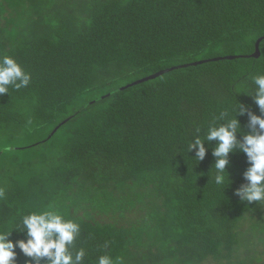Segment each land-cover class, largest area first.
<instances>
[{"label": "trees", "instance_id": "1", "mask_svg": "<svg viewBox=\"0 0 264 264\" xmlns=\"http://www.w3.org/2000/svg\"><path fill=\"white\" fill-rule=\"evenodd\" d=\"M2 55L31 82L0 96V231L51 209L80 223L85 264H264V205L235 194L246 155L223 189L211 149L187 150L236 100L264 115L243 93L264 0H0Z\"/></svg>", "mask_w": 264, "mask_h": 264}, {"label": "clouds", "instance_id": "2", "mask_svg": "<svg viewBox=\"0 0 264 264\" xmlns=\"http://www.w3.org/2000/svg\"><path fill=\"white\" fill-rule=\"evenodd\" d=\"M251 80L254 91L243 93L251 96L264 114V72L253 76ZM30 82L31 74L16 59L9 55L0 56V96L8 95L10 88L19 90L28 87ZM245 114L249 118L248 132L243 130L237 118ZM195 131L196 135L187 145L188 153L194 151L192 159L198 163L205 159L211 149L215 162L209 172L213 173L215 185L225 189L231 183L227 171L229 156L239 151L246 155L249 166L243 172L246 183L237 188L235 194L248 204L256 202L264 205V115L252 113L236 100L230 110L221 112L206 129L197 127ZM238 134L241 138H238ZM13 229L24 233L25 239H19L15 243L10 240ZM80 231V223L65 218L57 210L32 211L22 216L11 230L0 231V264H14L17 247L29 258L27 264H41V261L44 264H85V249L73 252ZM96 264H119V260L103 254L98 257Z\"/></svg>", "mask_w": 264, "mask_h": 264}]
</instances>
